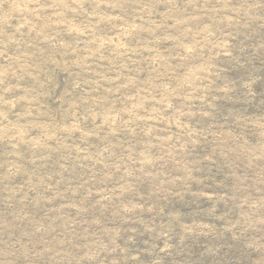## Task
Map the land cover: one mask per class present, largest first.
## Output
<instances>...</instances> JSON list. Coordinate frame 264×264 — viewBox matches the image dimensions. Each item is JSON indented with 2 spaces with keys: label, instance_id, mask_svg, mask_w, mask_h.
Wrapping results in <instances>:
<instances>
[{
  "label": "rangeland",
  "instance_id": "obj_1",
  "mask_svg": "<svg viewBox=\"0 0 264 264\" xmlns=\"http://www.w3.org/2000/svg\"><path fill=\"white\" fill-rule=\"evenodd\" d=\"M0 264H264V0H0Z\"/></svg>",
  "mask_w": 264,
  "mask_h": 264
}]
</instances>
